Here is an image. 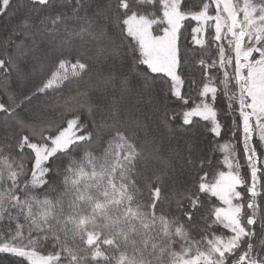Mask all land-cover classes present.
Here are the masks:
<instances>
[{
    "label": "snow or ice",
    "instance_id": "1",
    "mask_svg": "<svg viewBox=\"0 0 264 264\" xmlns=\"http://www.w3.org/2000/svg\"><path fill=\"white\" fill-rule=\"evenodd\" d=\"M0 21V264H264V0Z\"/></svg>",
    "mask_w": 264,
    "mask_h": 264
},
{
    "label": "trees",
    "instance_id": "2",
    "mask_svg": "<svg viewBox=\"0 0 264 264\" xmlns=\"http://www.w3.org/2000/svg\"><path fill=\"white\" fill-rule=\"evenodd\" d=\"M3 26V21H0V27ZM43 102V98L40 101H34V103H42Z\"/></svg>",
    "mask_w": 264,
    "mask_h": 264
}]
</instances>
